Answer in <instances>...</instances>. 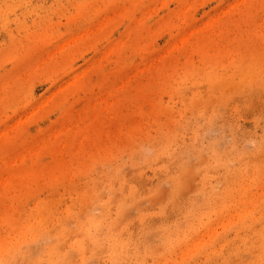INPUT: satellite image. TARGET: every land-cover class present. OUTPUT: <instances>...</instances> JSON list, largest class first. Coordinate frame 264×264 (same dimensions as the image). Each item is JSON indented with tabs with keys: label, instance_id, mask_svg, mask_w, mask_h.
I'll return each mask as SVG.
<instances>
[{
	"label": "rangeland",
	"instance_id": "374dc122",
	"mask_svg": "<svg viewBox=\"0 0 264 264\" xmlns=\"http://www.w3.org/2000/svg\"><path fill=\"white\" fill-rule=\"evenodd\" d=\"M0 264H264V0H0Z\"/></svg>",
	"mask_w": 264,
	"mask_h": 264
}]
</instances>
